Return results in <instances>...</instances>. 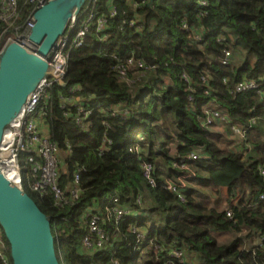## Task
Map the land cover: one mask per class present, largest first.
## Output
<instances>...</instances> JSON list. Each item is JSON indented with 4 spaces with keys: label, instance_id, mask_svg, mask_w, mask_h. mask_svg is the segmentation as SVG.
Here are the masks:
<instances>
[{
    "label": "trees",
    "instance_id": "16d2710c",
    "mask_svg": "<svg viewBox=\"0 0 264 264\" xmlns=\"http://www.w3.org/2000/svg\"><path fill=\"white\" fill-rule=\"evenodd\" d=\"M108 1L97 0L90 9L107 13ZM135 1L143 0H115L117 14L109 20V37L101 40L90 32L83 46L69 49L64 84L49 90L42 126L64 152L61 187L66 189L74 171L83 167L81 192L70 204L58 207L50 194L29 193L51 221L59 262L111 264L113 256L121 264H165L167 249H181L184 257L198 256L200 264H264V0H206L202 16L198 0H153L138 15L131 6ZM19 6L21 24L31 6L22 1ZM183 18L200 40L181 28ZM132 19L141 23L138 31L127 26ZM225 46L232 55L236 49L253 55L254 63L246 59L237 67L220 64L216 59ZM115 57H135L146 67L128 69L123 78L112 67ZM183 74L190 78L191 89ZM242 80H255L258 91L235 93ZM74 84L81 86L77 94L84 106L92 109L87 131L70 119L74 108L68 117L61 108L60 95ZM208 105L247 128L241 149L223 151L209 137L198 120ZM114 106L127 113L113 116L108 109ZM252 117L256 121L249 126ZM105 137L110 142L100 153ZM136 143L138 150L130 151ZM195 151L199 158L192 162L196 168L188 172L190 180L204 171L215 187L242 193L228 208L230 216L226 209L197 201L196 188L179 184L186 171L174 163ZM143 162L153 165L154 185L141 174ZM170 181L179 185L184 201L164 187ZM113 197L128 212L118 220L110 212ZM141 210L147 215L134 219L133 213ZM87 213L99 217L111 247L94 252L82 248ZM62 221L65 229L59 225ZM241 225L257 235L258 244L246 248L241 237L217 244L214 234L238 232ZM134 227L147 229L143 240L132 232ZM156 245L162 249L157 251ZM170 264L188 263L174 259Z\"/></svg>",
    "mask_w": 264,
    "mask_h": 264
},
{
    "label": "built area",
    "instance_id": "2783aa9c",
    "mask_svg": "<svg viewBox=\"0 0 264 264\" xmlns=\"http://www.w3.org/2000/svg\"><path fill=\"white\" fill-rule=\"evenodd\" d=\"M29 4L31 6L23 23L18 24L17 19L20 14L19 3ZM48 0H0V54L5 46L10 42H17L24 48L33 51L34 46L28 40V35L33 26L32 14L36 8L44 4ZM97 0H87L83 8L76 16L71 18L68 27L57 42L56 49L50 54V64L55 71L54 75L46 76L37 85L35 90L28 96L19 115L5 128L2 142L0 144V170L2 174L19 188L27 191L38 193L40 196L51 195L56 206L61 207L72 203L76 200L81 192L80 176L83 167H78L74 173L72 182L67 188L61 187L59 184V170L63 166V153L58 144L52 142L46 132L40 128V123L46 118V104L49 98L50 88L58 82V78L64 81L67 67V59L69 49L72 47H81L86 41V37L90 32L99 34L101 40L109 37L108 28L109 20L117 14L115 0L108 1V12L98 13L90 7ZM146 0L142 2H132L131 6L136 12L140 14V10L145 5H148ZM198 5L204 10L199 12V16L206 13L205 9L208 6L206 0H198ZM92 8V7H91ZM127 26L138 31L141 28V23L137 19L126 21ZM180 26L189 33V37L194 40H200V35L194 32V28L190 26L186 19H181ZM215 60V59H213ZM222 65H231L232 63V49L230 46H225L222 50L221 56L216 59ZM113 69L119 73L121 77L127 76L128 69L145 68L143 61L135 57H128L121 59L115 57L113 62ZM155 69V65H151ZM183 81L188 88L191 87L190 78L182 75ZM205 81V78H202ZM225 80V79H224ZM258 83L255 80L239 81L235 87L234 92H242L246 90H257ZM81 86L74 84L68 87L66 94L60 95L61 108L64 109V116H70L71 109L75 112L71 114V120L76 125L87 131L90 122L88 120L92 113V109L84 106L79 94ZM191 99V97H188ZM98 108L102 106L97 105ZM108 111L113 116H124L127 111L121 110L118 107H112ZM200 123L209 129L216 121L226 123L229 125L232 139L227 143L225 150L238 151L240 144L245 138L246 127L237 123L231 122L227 114L223 113L216 106H205L202 113L198 116ZM256 118L252 117L249 120V126L254 124ZM107 127L109 126L105 121L103 122ZM7 133V134H6ZM7 136V137H6ZM138 140H142L141 136H137ZM110 141L105 137L99 148L100 153L104 152L105 147ZM138 143L134 144L130 151L138 150ZM245 154V153H243ZM199 158V154L191 152L187 157L180 159L174 163L183 170H188L190 164ZM25 174H24V172ZM153 165L148 162L141 163V174L143 178L151 185L155 184L152 176ZM264 176V170L261 171ZM167 190L175 193L180 201H184V195L179 190V185L175 182H167L164 186ZM260 198H264L261 195ZM114 204L110 208L111 214L116 220L127 214V210L117 203V198L113 197ZM226 215L230 216V210L226 208ZM85 233L81 238V246L86 251H99L107 247H111L112 243L109 239V234L100 225L99 217L94 214H85ZM132 232L137 233L140 238V233L137 228H133ZM162 247L156 245V250H161ZM167 260L165 264H170L174 259L178 263H183L185 257L181 249H167ZM111 264H121L120 261L111 256ZM0 262L2 264H11V257L6 241L0 228Z\"/></svg>",
    "mask_w": 264,
    "mask_h": 264
},
{
    "label": "water",
    "instance_id": "95a60500",
    "mask_svg": "<svg viewBox=\"0 0 264 264\" xmlns=\"http://www.w3.org/2000/svg\"><path fill=\"white\" fill-rule=\"evenodd\" d=\"M87 0H48L32 14L28 40L33 51L17 42L0 54V144L5 128L19 115L28 96L43 78L54 75L50 54ZM153 0H149L148 6ZM59 84H64L58 78ZM0 228L12 264H60L49 217L34 198L0 170Z\"/></svg>",
    "mask_w": 264,
    "mask_h": 264
},
{
    "label": "crops",
    "instance_id": "0c3cea01",
    "mask_svg": "<svg viewBox=\"0 0 264 264\" xmlns=\"http://www.w3.org/2000/svg\"><path fill=\"white\" fill-rule=\"evenodd\" d=\"M246 59H248V62L251 64L255 61V57L253 55H246L245 51H243L242 49H236L232 55V66L237 67L241 65ZM42 125L44 126L43 121L40 123V128L43 132H45L46 129ZM208 135L213 141L217 143V145L223 151H227L225 150L227 147V143H229L232 139L231 131L229 129L228 124L216 121L215 124L209 129ZM137 136L141 135L138 134ZM194 170L195 168L193 167L192 163L190 164L188 170H184L186 171V173L183 172V174L179 176L178 181L181 186H186L188 188V186L190 185L192 188H196V181L194 182L192 179L190 180V176H187L189 175L188 172H193ZM192 176H195V174H192ZM214 190H216L215 193H217V196L215 195ZM212 193V195L202 197V202L207 204L209 207H213L219 211H224L226 208H229L231 205H234L238 201V199L242 197V193L234 189H230L227 186L213 187ZM213 197H217V199H214ZM146 211L147 210H145L144 212H142V210L139 212L137 211V213L134 212V219H140L143 216L145 217L147 215ZM134 228H137L138 232L141 235L140 238L137 237L138 240H143L148 234V231L145 228ZM256 236L257 235L255 233H252L251 229L246 225H241L238 232L231 231L227 233L214 234V238L218 245L225 244L234 239L235 237H241L244 239V245L246 248H250L258 244ZM197 257L198 256L195 257L192 253L185 256V261L188 264H200L201 261Z\"/></svg>",
    "mask_w": 264,
    "mask_h": 264
},
{
    "label": "rangeland",
    "instance_id": "374dc122",
    "mask_svg": "<svg viewBox=\"0 0 264 264\" xmlns=\"http://www.w3.org/2000/svg\"><path fill=\"white\" fill-rule=\"evenodd\" d=\"M196 168V166H194ZM24 172V170H23ZM194 182L196 181V189H195V194L194 198L200 202H202V197H207L208 195H212L213 193V187H215L208 179L207 173L204 171H198V177L196 179H192ZM144 183V182H143ZM145 184V183H144ZM191 186H188V190H191ZM28 193L33 194L32 191L29 189H26ZM216 190H214L215 193ZM217 196V193H215ZM214 199H217V197H213ZM59 225L62 229H65L66 226L64 222H59Z\"/></svg>",
    "mask_w": 264,
    "mask_h": 264
},
{
    "label": "bare ground",
    "instance_id": "6f19581e",
    "mask_svg": "<svg viewBox=\"0 0 264 264\" xmlns=\"http://www.w3.org/2000/svg\"><path fill=\"white\" fill-rule=\"evenodd\" d=\"M7 134V133H6ZM7 137V136H6Z\"/></svg>",
    "mask_w": 264,
    "mask_h": 264
}]
</instances>
